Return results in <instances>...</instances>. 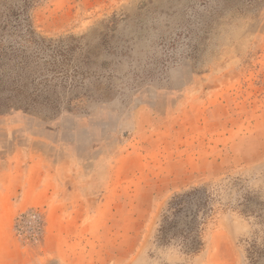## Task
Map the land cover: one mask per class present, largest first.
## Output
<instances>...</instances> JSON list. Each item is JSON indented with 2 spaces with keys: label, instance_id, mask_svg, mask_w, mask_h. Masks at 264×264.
Returning <instances> with one entry per match:
<instances>
[{
  "label": "rangeland",
  "instance_id": "obj_1",
  "mask_svg": "<svg viewBox=\"0 0 264 264\" xmlns=\"http://www.w3.org/2000/svg\"><path fill=\"white\" fill-rule=\"evenodd\" d=\"M0 264H264V0H0Z\"/></svg>",
  "mask_w": 264,
  "mask_h": 264
},
{
  "label": "trees",
  "instance_id": "obj_2",
  "mask_svg": "<svg viewBox=\"0 0 264 264\" xmlns=\"http://www.w3.org/2000/svg\"><path fill=\"white\" fill-rule=\"evenodd\" d=\"M42 0H28L37 5ZM202 188H190L175 193L167 202L159 228L160 237H177L185 250H197L200 245L198 229L204 218L205 201L200 198Z\"/></svg>",
  "mask_w": 264,
  "mask_h": 264
},
{
  "label": "crops",
  "instance_id": "obj_3",
  "mask_svg": "<svg viewBox=\"0 0 264 264\" xmlns=\"http://www.w3.org/2000/svg\"><path fill=\"white\" fill-rule=\"evenodd\" d=\"M17 178V176L16 175H12V177H11V182H10V185H8L6 188H10V190L11 191H14V189L15 188H17V186H19L18 188H20V183H21V181L19 182H17V180H14V179H16ZM24 188V187H23ZM68 190L69 188H54V195H55V197H56V199H54V201L56 202V204H58L59 202H64V200H66L65 199V195H64V190ZM52 192V191H51ZM20 200H21V203H28L29 201H26V196H22V197H20Z\"/></svg>",
  "mask_w": 264,
  "mask_h": 264
},
{
  "label": "built area",
  "instance_id": "obj_4",
  "mask_svg": "<svg viewBox=\"0 0 264 264\" xmlns=\"http://www.w3.org/2000/svg\"><path fill=\"white\" fill-rule=\"evenodd\" d=\"M22 218L25 219L26 221L33 222L35 229L39 231L41 224V217L38 212L29 210L25 214H23Z\"/></svg>",
  "mask_w": 264,
  "mask_h": 264
}]
</instances>
